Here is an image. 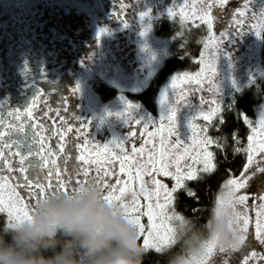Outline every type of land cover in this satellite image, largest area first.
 I'll list each match as a JSON object with an SVG mask.
<instances>
[{"label": "rangeland", "instance_id": "1", "mask_svg": "<svg viewBox=\"0 0 264 264\" xmlns=\"http://www.w3.org/2000/svg\"><path fill=\"white\" fill-rule=\"evenodd\" d=\"M78 1L76 8L82 5L80 10L89 15H91L90 12L99 15L102 11L100 15L106 17V12L111 11L105 1L102 3L99 0ZM210 2L211 0H130V11L122 17L124 23L118 27L126 31L127 44L134 45L132 53L128 50L125 54L123 53L124 58L130 57L129 64L123 63L124 60L114 54L111 62L99 64L96 68L100 78L107 79L116 87L122 88L109 103L108 108V112L113 115L122 112L125 101L120 98L124 88L129 87L131 91H137L139 87L143 89L171 49L174 54H181L182 47L176 41L172 47L169 46V41L174 39L168 41L155 34L154 16L162 13L163 17L181 24L205 25V31L197 38L199 48L193 59L195 70L173 74L171 77L177 75L181 77L175 81L174 87L171 77L162 85L153 113L144 108L139 109L131 102L136 105L133 114L135 119H139L140 116H150L152 122L136 124L132 120L128 127L115 133L112 147L95 144L91 149L94 153L89 161L87 176L84 173L81 181L85 182L89 178L100 179L103 184L115 186L114 195H121L119 188L124 187L126 191L118 202L126 204L130 211L134 207L137 209L132 215L138 216L140 223L144 225L145 231L140 233L142 241L144 242L147 238L150 244L159 243L155 240L157 231L164 234L165 227L170 225L174 227L175 232L177 227L184 228L186 224L184 221L165 219V213L170 215L173 211L172 203L164 212L156 207L157 185L153 181H159L169 190L176 183L171 176L162 174L160 171L162 163L167 164V170L174 173L175 161L179 158L183 172L187 173L190 167L196 170L198 175L202 174L200 169L203 168L204 153L212 152L211 143L205 142L210 140L209 127L219 120L222 108L232 103L235 92L243 90L250 83L257 84L256 80L264 68L261 35H256L257 32L261 33L264 25V0H228L222 6L219 0H215L214 6L209 10ZM167 8H172L176 15L169 17L166 13ZM237 10L242 15H237ZM142 11H148L149 15L139 17ZM209 11L213 17L211 28L206 22V13ZM117 20L118 18L114 21V25L110 19L108 20L103 35L110 34L108 29L114 28ZM144 29L146 30L141 35ZM239 30L243 31L236 32ZM109 55L111 54H106V56ZM213 68L216 69L215 73ZM165 88L168 89L166 101L168 107L177 111L180 116L179 137L173 132V123L168 119H162L163 107L160 104V94ZM262 113H264V99L258 104L253 117L246 120L249 126L248 137H253L252 144L264 142V127H261L259 123ZM206 116L209 118L205 119ZM125 131L129 132L124 133ZM248 137L247 146L249 145ZM125 138H129L130 143H124ZM259 145L253 147L252 153L253 162H258L257 167L243 178L247 180L246 186L233 191V202L230 203L235 212V222L239 230L244 227V218L248 219L247 243L239 250L229 251L227 255L231 259V264H244L245 260L247 264H264V244L255 238L257 221L264 234V172L259 171L264 169V151L260 150ZM0 183L3 182L0 181ZM228 191L229 189L225 188L220 193L226 194ZM0 195L6 202L12 195L15 214L30 213L31 210L28 204L24 203L23 198L20 195L15 196L9 188L5 187ZM164 195L163 190L160 189V204L165 203ZM146 196L149 199H146ZM240 196H246L247 200L240 203L238 199ZM2 213L7 215V212ZM146 213H150L153 217L151 225ZM237 214H239V220L236 218ZM150 229L153 236H149ZM209 259L211 264H221V258L215 251Z\"/></svg>", "mask_w": 264, "mask_h": 264}, {"label": "flooded vegetation", "instance_id": "2", "mask_svg": "<svg viewBox=\"0 0 264 264\" xmlns=\"http://www.w3.org/2000/svg\"><path fill=\"white\" fill-rule=\"evenodd\" d=\"M99 1L107 2L111 8L106 17L100 15L102 11L99 15L82 12V5L76 8L78 0H0V105H4L0 115L6 117L0 127V132L5 133L0 137V177L31 211L38 197L25 187L28 173L20 169H27L28 164L21 163L17 148L12 147L23 134L13 132L9 136L10 128L33 125L29 131L36 136L35 148L39 150L42 145L40 155L48 160L42 182L48 183L50 168L55 184L59 169L62 182L71 189L83 180L94 145L112 147L115 133L129 126L123 117L108 115L109 103L122 88L100 78L96 68L111 62L114 54L129 64L130 57L124 58L123 53H132L134 45L127 44L126 31L118 27L130 11V0ZM160 7L162 11L161 4ZM161 14L154 16L155 34L167 19ZM117 18L115 27L108 29L110 34L102 33L98 40L99 30L105 29L109 19L114 25ZM77 85L78 91L74 93ZM144 88H124L120 99L145 110L143 101L131 98ZM10 111L15 115L9 116ZM125 142L130 143V139L125 138ZM30 179L36 181L39 177L32 172Z\"/></svg>", "mask_w": 264, "mask_h": 264}, {"label": "clouds", "instance_id": "3", "mask_svg": "<svg viewBox=\"0 0 264 264\" xmlns=\"http://www.w3.org/2000/svg\"><path fill=\"white\" fill-rule=\"evenodd\" d=\"M106 191L102 180L89 178L43 194L27 216L0 226V264H144L150 255L166 257L165 264H198L209 241L225 249L241 246L242 233L223 192L202 224L184 217L175 243L157 253L144 244L125 208L105 198Z\"/></svg>", "mask_w": 264, "mask_h": 264}, {"label": "trees", "instance_id": "4", "mask_svg": "<svg viewBox=\"0 0 264 264\" xmlns=\"http://www.w3.org/2000/svg\"><path fill=\"white\" fill-rule=\"evenodd\" d=\"M204 31L205 25L201 23L200 25L181 24L170 18L164 19L157 34L168 41L174 39L169 41V46L172 47L176 41L182 47L181 54H174L171 49L144 90L140 94L132 95L131 98L143 101L146 109L153 113L162 85L175 73L195 70L193 59L199 48L197 38ZM261 43L264 48V25L261 30ZM256 82L257 84L250 83L243 90L235 92L232 103L222 108L219 120L209 127L208 134L212 141L211 149L216 169L211 174H200L202 179L187 180L184 183L185 188L173 195L172 209L183 217L190 218L197 225L207 219L210 208L216 202L220 192L225 189L223 185L228 179L235 177L241 179L242 176L244 178L257 167L258 162H253L245 172L249 154L246 144L249 126L245 118H252L258 104L264 99V68ZM261 143H255L253 147ZM188 190L193 191L195 195L189 196ZM7 222H9L7 215L0 212V226ZM165 260L164 256L150 255L145 258L144 264H165Z\"/></svg>", "mask_w": 264, "mask_h": 264}, {"label": "snow or ice", "instance_id": "5", "mask_svg": "<svg viewBox=\"0 0 264 264\" xmlns=\"http://www.w3.org/2000/svg\"><path fill=\"white\" fill-rule=\"evenodd\" d=\"M228 2V0H219V4L222 6L224 4H226ZM215 4V0H211V2L209 3V10L214 6ZM166 13L169 17H173L176 15V13L173 11L172 8H167L166 9ZM181 14L183 15V12H181ZM237 15H242L241 12H239V10H237ZM149 15L148 11H142L139 14V17L143 18ZM195 15V14H194ZM207 15V20L206 22L208 23L209 28L212 27V20L213 17L209 13H206ZM202 18V17H201ZM121 23H124V21L122 20ZM146 29L141 31V35L144 34V31ZM106 29H100L98 34H97V39L99 40L100 35L105 32ZM243 30H239L236 32H240ZM224 34H222L223 36ZM257 36H260L261 33L257 32L256 33ZM213 72H216V69L213 68ZM184 76H187V74H184ZM181 78L179 75L177 76H173L171 77V81H172V86L174 87L175 85V81ZM78 85L76 89H73V92L75 93L76 91H78ZM167 93H168V89L165 88L161 91L160 94V104L163 107V116L162 119H168L169 121H171L173 123V132L175 135H177V137H179V128H180V116L178 114L177 111L175 110H171L168 107V104L166 103L167 101ZM66 99V98H65ZM4 107V105H0V109H2ZM135 108L136 105H134L131 102H127L125 101V107L124 110L122 112H117L114 115H116L117 117H121L123 116L124 120L126 123L131 122L132 120L135 121L136 124H141L145 121L147 122H152V118L150 116H140L139 119H135V115H133L135 113ZM8 115H15L14 112H8ZM29 115H31V112H29ZM108 115H113V113H108ZM138 115V114H137ZM209 117H205V119H208ZM4 119H6L5 116L0 115V127H3V121ZM247 120V118H245ZM249 123L251 124V121H249ZM260 126L264 127V113L261 114L260 117ZM33 125L31 124H27L24 126H20L18 128H10L8 135L11 136L13 134V132H19L23 134V138H17L16 141L13 143L12 147H16L17 148V154L20 155V159H21V163H27L28 164V168H21L20 171L21 172H27L28 175L25 176V187H28L30 192L37 196L38 198L41 197L43 194H45L48 191H56V190H67V188L65 187L64 183L61 180L60 177V171L59 169H57V172L55 173L56 175V180L57 182L55 184L52 183V176H53V172L51 171V169H48V173H47V179H48V183L45 184L42 181L45 179V177L42 174V171L44 168H46L48 166V160H46L44 158L43 155H40V153L43 152V146L41 145V148L39 150H37L35 148V144L33 143V141H35L36 136L33 134V132L29 131V129H32ZM5 135V133L0 132V137H3ZM30 137V139H29ZM249 140V145H248V157H247V163L245 165V172L248 170V168L252 165L253 163V144H252V140L253 137L249 136L248 137ZM206 143H212L211 140H207L205 141ZM107 147V146H105ZM259 148L261 151H264V142H262L259 145ZM60 150L61 152L64 151V145L61 144L60 146ZM239 151V149L237 150ZM23 153V154H21ZM38 157V158H37ZM3 158V153L0 152V161H2ZM77 159H82V157H78ZM151 159V158H150ZM41 161L43 163H41ZM176 167H175V172H171L168 169V165L167 164H163L162 163V167L160 169V171L162 172V174L164 176H171L174 180H175V185L174 187L169 190L167 188L166 185L160 184L159 181H153L154 184L157 185V191H156V195H157V208H160L162 212H164L165 209L168 208L169 204L173 203V194L176 193L178 190L185 188V184L184 181L188 180V181H192V180H197V179H202L203 177L199 176L197 174V171L194 169H191L189 167V170L187 171V173L183 172L181 167H180V159L177 158L176 161ZM52 164L55 165V161H52ZM3 166V163L0 162V167ZM216 164L214 163V157H213V153L212 152H205L204 153V158H203V168L200 169V172H203L205 174H211L215 169H216ZM10 168V165H9ZM11 170V169H10ZM99 171V170H98ZM259 171L264 172V169H259ZM32 172H36L37 176L39 177L38 180L33 181L30 179V175ZM85 176H87V172H85ZM5 178L0 177V181L4 180ZM241 180H243V182H241ZM241 180L238 179H228L223 187L229 189V191L226 193L227 196V201L228 203H232V197H233V191L234 190H238L240 188H243L246 186L247 180L243 179V176L241 177ZM6 187V184L4 183H0V192L3 191V189ZM106 191V195L105 198L106 199H114L116 201H121V195L126 191V189L124 187H120L119 188V193L121 195H114V190H115V186H110L107 184H104ZM39 189V192H36L35 189ZM162 189L164 192V200L165 203L164 204H160L159 203V190ZM187 194L189 196H194L195 193L191 190L187 191ZM146 199H149V197H145ZM239 202L243 203L247 200L246 196H240L239 198ZM222 202V201H220ZM18 203V201H17ZM136 201H133V204L135 205ZM122 207L125 208L126 212L130 215L131 218L134 219V221L138 224L139 229H140V233H143L145 231L144 229V225L140 223L139 217L138 216H133L132 213L136 212L137 209L134 207L131 209H129V207L124 204V203H120ZM149 207H151V205H149ZM14 205L12 204V195L9 196V200L8 202H6L3 198L2 195H0V212H7V216L9 218V222H11L14 219H19L21 217L27 216L28 213L24 212L23 214H15L13 211ZM148 215L149 218V222L150 225L152 223L153 217L150 213H146ZM237 220H239V214H237ZM165 219L167 221H183L184 217L181 214H178L175 212V210L172 211V213L170 215H168L167 213H165ZM243 225L244 227L240 230L242 235H241V246H245L247 243V225H248V219L244 218L243 220ZM257 232H256V240H258L261 244H264V234H262L261 231V226L259 221H257ZM153 232L151 231V229L149 230V236H153ZM155 240H158L159 243L158 244H150L149 239H145L144 240V244L150 248H152L153 250H155L157 253H162L163 250H165L166 248H168L169 246L173 245L175 243L174 241V227L168 225L165 227V232L164 234L159 233L158 231L155 233ZM241 246L237 247V248H233V249H225L223 247H217L215 245L214 241H209L208 245H207V250H206V255H204L203 257H201L198 261V264H211V260L209 259L210 257H212V254L214 253V251L216 252L217 255L220 256L221 258V264H231V259L230 257H228V253L230 250H239L241 248ZM161 257H163L162 255H160ZM244 264H247V260L244 261Z\"/></svg>", "mask_w": 264, "mask_h": 264}]
</instances>
